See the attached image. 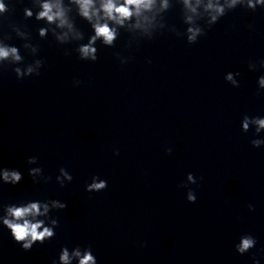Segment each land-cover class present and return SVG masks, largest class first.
I'll return each mask as SVG.
<instances>
[{
  "label": "water",
  "instance_id": "95a60500",
  "mask_svg": "<svg viewBox=\"0 0 264 264\" xmlns=\"http://www.w3.org/2000/svg\"><path fill=\"white\" fill-rule=\"evenodd\" d=\"M3 2L4 30L26 24L46 65L23 81L11 66L0 71V168L23 173L15 186L0 184V203L59 199L67 208L51 213L56 236L28 252L0 225V264H51L62 246L76 244H91L98 264H253V256L264 264V145L250 143L254 124L242 132L243 115L264 117V95L256 94L264 69L248 68L264 58V9L238 6L191 45L163 31L128 47L121 30L114 47L97 42L98 60L88 62L74 50L64 55L75 44L39 38L44 22L23 17L29 0ZM165 17L185 30L178 5ZM75 20L86 43L92 30ZM117 52L129 62L121 65ZM229 72L240 73L238 88L224 80ZM30 156L38 163L27 164ZM35 167L51 180L33 184ZM61 167L73 176L63 188L55 180ZM94 175L108 187L89 193ZM246 233L257 244L239 255L234 245Z\"/></svg>",
  "mask_w": 264,
  "mask_h": 264
},
{
  "label": "clouds",
  "instance_id": "9594fccd",
  "mask_svg": "<svg viewBox=\"0 0 264 264\" xmlns=\"http://www.w3.org/2000/svg\"><path fill=\"white\" fill-rule=\"evenodd\" d=\"M30 6L23 8L24 20L34 19L37 23L44 22L43 27L37 29L41 40L51 36L58 46L75 44L74 49L64 48V55L71 56L74 50L81 61L96 62L98 60L97 42L104 47H114L121 36V30L128 34V47L134 44L139 46L144 41H152L163 31L185 37L188 44H196L200 37L206 35V29H211L221 18L229 12L242 7L246 11L255 13L257 9H264V0H29ZM179 6L181 22L186 26L181 32L175 25L166 22L165 14L175 6ZM8 8L0 0V14H4ZM75 14V15H73ZM86 21L92 32L84 43L85 33L77 27L75 17ZM4 23L0 20V71L6 66H11L18 81L25 78L39 76L41 69L46 65V60L39 57L40 46L33 43L32 33L26 24L9 22L4 30ZM254 31V25H247ZM15 37L23 43L20 47L9 43ZM21 48L33 57L30 63L25 62V56L21 54ZM121 65L127 64L130 57L115 53ZM151 61H149L150 63ZM257 65L264 69V58L259 61H250L249 70L256 71ZM239 72H229L224 80L232 87L238 88L239 81L235 78ZM80 80L74 79V86H78ZM257 96L264 95V74L257 79ZM254 124L253 136L250 140L253 148L264 145V117L255 115H243L242 132H249V125ZM253 130V129H252ZM171 155L172 149H166ZM119 155V151H114ZM38 157L30 156L27 164H37ZM28 175L33 184L47 183L50 176L43 174L41 167L29 168ZM190 184H196L197 179L193 173L187 174ZM23 179V173L19 169L0 168V184L17 185ZM202 179V178H201ZM61 188L73 180V176L64 168H59V174L55 177ZM108 187L107 180L94 175L85 190L89 193L100 192ZM187 188L186 199L190 203L197 200L196 193L188 187V184L178 185ZM67 208V203L59 199H28L17 203H0V225L7 228L12 239L21 245L25 252L31 251L34 244H44L56 236V228L59 227L58 218L51 213ZM249 211H254V205H248ZM257 244L256 238L246 233L240 236L238 243L234 245L239 255H244ZM253 264H260V259L253 256ZM51 264H98L93 246L88 244L81 246L76 244L71 248L62 246L58 258L51 260Z\"/></svg>",
  "mask_w": 264,
  "mask_h": 264
}]
</instances>
